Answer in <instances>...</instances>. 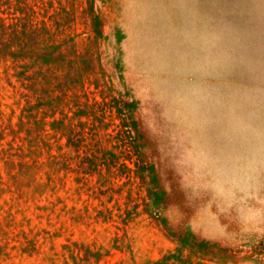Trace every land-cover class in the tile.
Returning <instances> with one entry per match:
<instances>
[{"label":"rangeland","instance_id":"1","mask_svg":"<svg viewBox=\"0 0 264 264\" xmlns=\"http://www.w3.org/2000/svg\"><path fill=\"white\" fill-rule=\"evenodd\" d=\"M0 264H264V0H0Z\"/></svg>","mask_w":264,"mask_h":264}]
</instances>
